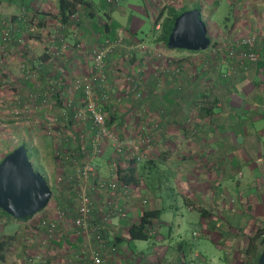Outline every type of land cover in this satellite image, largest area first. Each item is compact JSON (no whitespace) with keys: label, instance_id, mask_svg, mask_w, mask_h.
<instances>
[{"label":"crops","instance_id":"0c3cea01","mask_svg":"<svg viewBox=\"0 0 264 264\" xmlns=\"http://www.w3.org/2000/svg\"><path fill=\"white\" fill-rule=\"evenodd\" d=\"M151 1L154 4L150 6L156 13L159 12L156 5L159 9L175 6V9L179 10L183 5L195 2ZM92 6L81 8L77 13L79 23L64 30L65 43L77 42L76 38L70 35L75 29L79 31L77 39L82 41L88 50L107 40L115 39L120 35V31L124 30H134L135 35L133 41L125 37L126 45L137 40L136 28L143 19L126 15L118 6V1L112 5L102 0L103 17L96 16L95 7ZM0 9L5 11L0 14L1 17H15L26 9L30 14H34L39 22V30L27 42L25 53L21 48L20 52H17L13 46L12 56L0 64L4 73L16 71L18 74L17 64L20 67V63L26 61L30 65L36 64L32 69L39 73L44 84L48 75L56 74L55 77L64 73L66 81L80 72L91 71L90 60L84 55L73 56L72 64L67 63L71 55H65L62 65L56 64L44 53L48 44L53 43L56 49L62 45V42L53 39L58 24H53V21L57 22V4L54 0H20L18 3L9 1L3 7L0 5ZM232 10L235 15L233 19L239 20L234 23L227 20L223 26L225 35L234 36L235 33V40L240 36L245 38L246 34L255 36L252 50L258 54L257 63L245 62L242 66L235 59L228 57L229 48H234L237 52L247 50V46H237L235 40L215 43L214 39L213 43L217 45L214 47L221 46L220 49L217 48L221 53L216 55H211L209 49L192 54L186 51H166L168 57L178 63L177 73L174 68L162 73L164 61L153 59L156 64L151 63L149 66L143 53H132L131 63L134 65L131 71L137 78L142 79L143 98L141 101L125 100L124 103H129L130 107H127V113L115 115V124L135 111L134 106L147 113V129L155 140L154 147L146 159L154 162L152 175L149 172L153 182L142 183L139 188L129 184L134 199L130 203L128 217L112 221L105 232L107 234L104 235L107 243L116 247V251L108 252L105 264H210L216 259L200 251V241L207 240L216 241L223 252V256L217 260L223 264H241L244 260L248 237L255 229L242 230L232 224L234 217L239 219V211L233 207L229 190L234 185L230 182H234L237 177L234 186L238 189L240 208L247 211L252 200L264 205V0H235ZM146 11L151 15L148 9ZM115 13H118L124 22L133 25L124 28L116 16L114 17ZM150 21L152 22V18ZM15 23L13 33L22 35L25 28L20 23ZM28 55L32 56L29 60ZM120 58V50H115L106 58L105 74L111 84L116 82L117 75L113 71L119 67ZM17 81L14 80L12 85L16 86ZM30 92L39 93L40 90H35L32 86L21 88L22 103L26 100L24 95ZM115 95L118 93L115 92ZM15 122L18 125L22 123ZM132 129L134 133V125ZM64 149H71V145L64 144ZM86 154L84 159H89L90 156L87 152ZM106 156L107 153L93 161L97 175L109 178L107 160L103 163ZM63 157L59 163L52 154L54 179L50 180L48 174L44 178L52 196L41 215L52 213L55 207L70 204L64 184L56 182V176L59 174L76 176L70 163ZM82 160L78 157V164H81ZM100 161L106 167L105 172ZM91 181L92 179L89 182ZM164 190L172 191L187 212L183 214L181 221L177 222L175 229L172 223L165 221L161 222L162 227L158 229L161 212L159 220L154 222L156 235L148 240L152 243L146 247L136 246L134 242L137 241L129 239L128 228L138 220L140 213L145 209H165L160 207L164 195L161 191ZM145 199L147 204L143 205ZM94 200V208H99L106 202V197L99 194L94 196ZM196 207L202 208L204 212L196 210ZM166 209L170 213L177 210L173 205ZM92 215L94 216V212ZM28 220L18 221L0 212V243H6L0 252V264H75L84 243L76 229L70 225L58 228L56 239L44 250L36 247L39 237L34 246L29 247L26 244L27 233L24 232V225ZM192 222L195 224L191 227L193 240L186 234L187 226ZM59 253L61 254L58 255ZM56 254L57 258L53 260ZM80 264H91L87 255H82Z\"/></svg>","mask_w":264,"mask_h":264},{"label":"built area","instance_id":"2783aa9c","mask_svg":"<svg viewBox=\"0 0 264 264\" xmlns=\"http://www.w3.org/2000/svg\"><path fill=\"white\" fill-rule=\"evenodd\" d=\"M117 1L106 0L112 5ZM74 17L72 16V20ZM15 22L25 28L22 35L13 33ZM38 25V19L26 9L15 17L0 16V62H3L9 54H13V46L16 47L17 52H20L21 48L25 53L27 42L39 30ZM65 29L64 26L58 24L57 31L55 30L53 39L62 42L60 48L56 49L51 43L46 46L44 52L56 64L64 65L65 55L71 54L72 50L81 52L83 48L82 43L75 45L65 43L63 35ZM255 39L253 35L238 39L237 46H247V50L237 52L234 48H229L228 57L235 59L242 66L245 62L257 63L258 54L252 50ZM208 49L211 55L221 52L216 47L209 46ZM115 50L122 52L124 62H129L135 51H140L146 56L149 53V49L143 44L133 42L126 45L125 38L117 36L113 40H107L86 51L91 71L74 75L66 81L64 73H61L59 78L52 74L48 75L43 84L39 73L32 69V66L36 64L30 65L26 61L20 63L18 76L13 79V81L18 80L16 86L10 85L13 82L10 79L11 76H4L0 80L1 87L11 88L13 94L11 101L2 102L1 107L9 104L12 109L11 119L22 123L33 116L30 115L31 112L42 111L43 133L53 141L55 161L60 163L61 157L64 156L63 158L70 163L76 175L59 174L56 176V182L64 184V191L70 204L55 207L52 213L48 212L40 217H30L24 225V232L27 233L26 244L29 247L34 246L35 240L39 237L36 247L45 250L56 239L58 228L62 229L70 225L76 229L77 234L84 241L75 264H80L82 255H87L91 264H105L108 252L116 251L114 245L107 243L104 234L112 221L128 217L129 206L134 199L131 186L119 179V172L125 171L133 160L137 163L146 160L155 144L154 138L147 129V124H149L147 119H145L146 122L143 119L138 120L137 125L134 123L135 132L133 134H128L124 125L117 126L110 123V116L116 115L118 106L112 102L113 83H109L105 74V66L107 56ZM31 57L28 55L27 59ZM155 57L162 59L165 63L161 70L162 73L172 68L176 73L179 72L176 68L178 63L172 57H167L166 60L159 55ZM65 59L67 61L66 57ZM156 75L157 73L154 74ZM28 86L40 92L25 94L26 100L22 103L21 88ZM142 98L143 89L140 78L127 77L122 97L117 99V103L120 104L125 100L140 101ZM138 117L141 116L138 114ZM128 125L133 126V123L129 120ZM64 144H70L71 149L65 150ZM109 149L112 151L107 162L110 177L106 178L97 175L96 164L93 160L100 158ZM86 152L90 156L89 159H84ZM78 157L83 159L81 164H78ZM90 179H92L91 182H89ZM99 194L106 197V202L101 207L94 208V196ZM142 203L146 205L147 199ZM153 234V231L148 233V235ZM55 264L70 263L56 262Z\"/></svg>","mask_w":264,"mask_h":264},{"label":"rangeland","instance_id":"374dc122","mask_svg":"<svg viewBox=\"0 0 264 264\" xmlns=\"http://www.w3.org/2000/svg\"><path fill=\"white\" fill-rule=\"evenodd\" d=\"M9 1H13L15 3H18L20 0H0V5L3 7V5ZM89 1L92 2V4H93L92 7H95V10L97 13L96 16L99 15L100 17L101 16L103 17V13H102L103 9L101 6L102 0H89ZM200 1H202L201 12H202L203 20L206 24L207 31L212 36L213 40L216 39V43H218V42L221 43L223 40H224L223 42H225L226 40H231V41L233 40L234 41L236 39V37H235L236 34L233 33L234 36L225 35V28H223V26L226 23L225 21H227V20H225L226 17H228V19L230 21H233V23L236 20L237 21L239 20V19L234 20L233 18L235 17V15L233 14L234 16H232V12H231L232 8H233V2H235V0H195L194 3L187 4L186 7L193 9L196 5L195 3H199ZM54 3L57 4V0H54ZM153 4L154 3L151 0H118V6L121 7V9L125 12L126 15H128V16L130 15L133 18L137 17L139 19L144 20L143 21L144 23L142 22V23H139L137 25V28H136L137 40L135 42L143 44L144 46H146L149 49V53L147 56L145 54H142V55L146 56L147 61H148L147 63H149V66L151 65V63L153 65L156 64V62L153 61V59H156L158 61H162V59L156 58L155 57L156 55H159V57L162 56L166 60L168 55H169L166 51H169L172 53L177 52L176 50H167L163 46L155 44L153 42L154 38L157 36L158 31L160 29V25H159L158 28H157V26L155 27V30H154L155 32H153V33L150 32L153 29V22L155 20V16L158 15L154 11V9L151 8V6ZM156 7H157L156 9H158V11H159L160 9L158 8L157 5H156ZM229 8H230V10H229ZM146 9H148L149 13L151 12V15H149L147 13ZM191 9H189V10H191ZM3 12H5V11H1V9H0V14H4ZM115 16H116V19L120 22V24L124 26V28L126 26H132L133 25L132 23L127 24L126 22H124V19L120 15L118 16V13H115L114 17ZM149 16H150V18H149ZM151 18H152V22L150 21ZM73 21L75 24L79 23V18H78L77 14L73 18ZM53 24L56 25L57 22L53 21ZM135 25L136 24H134V26ZM78 32L79 31H77V29H75V32H73V31L70 32V35L72 37L76 36L77 42H69V43L67 42L69 45H75L77 43H82V41L77 39ZM247 35L248 34H246V36ZM119 36H122L124 38L129 37V39H131L133 41V39L135 37L134 30L120 31ZM230 37H235V38L232 39ZM243 37L240 36V37H238V39L243 38ZM237 40H235V41H237ZM86 47L87 46H85V44H83V48H82L81 52L76 51V50H74V52H73V50L70 51L71 56H70V58H68L67 63L72 64L71 59L73 58V56L78 55V54H80V56L84 55V57L88 58V56L86 55V51H88V49H86ZM220 47L218 46L217 48L220 49ZM88 48H90V47H88ZM138 52H140V51H138ZM199 53H201V52H199ZM11 56L12 55L9 54V56L6 59H8ZM118 60L120 61L118 64L119 67L113 71V73L117 75V78H116V82H113V95L111 98H112L113 104H116L118 106L116 114H121L122 112H126L128 110L127 107H130L129 103H127V102L124 103V101H121L120 104L117 103V99L122 97V94L124 91L125 79L129 76H137V75L132 74V71H131L133 69V65H134L133 63H131L132 58L129 60V62H124L123 56H122V58H120ZM1 63H3V62H0V64ZM149 66H147V68H149ZM17 69L19 70L18 64H17ZM147 72H149V69H147ZM81 73L82 72H80L78 75H80ZM7 75L11 76L10 79H12V81L14 79L13 75L15 77L18 76L16 71L13 73H4L2 66L0 65V80L4 76H7ZM140 81L142 82L141 78H140ZM11 84H13V82H11L10 85ZM115 85H116V87H115ZM142 89H143V87H142ZM115 92H117L118 95H115ZM12 96H13V94H12L11 88H9V87L2 88L0 85V161L4 157L5 153H7L8 151H10L12 149L17 148L22 143H26L30 147V150H28V154H29L31 163L33 165V169L36 172H38L39 174H41L44 178H45L46 174H48L49 179L53 180L54 179V173H53V165L51 162L53 160L51 159V157L53 154L54 144H53V141L43 133L44 127L42 125V123H43L42 111L38 110L37 112H31L30 115H33V116L29 117L27 119V121L25 120L23 123H21V125H18L15 122L16 120L11 119L12 109H11L10 105L7 104L6 107H1V105H3L2 102L6 103L7 101H11ZM130 101L131 100H129V102ZM133 110H135V111H132L131 114H128L124 117L122 116L123 117V120L121 121L122 126L124 125L127 128L128 134H133V129H132L133 126L128 125L129 120L134 125V123H137L138 120L141 121L143 119L145 121V119L148 118L147 113L143 109H140L138 107L135 108V106H134ZM138 114L141 117H138ZM121 122H119V123H121ZM119 123H117L116 125L119 126ZM113 124H115V122ZM111 152H112L111 149H109L106 152L107 156H106V159L103 160V163H106V160L108 162V160H109L108 158H109ZM103 163H102V161H100L102 170H103V172H105L106 167ZM236 182H237V177H235L234 182L231 181L230 183H234V185H235ZM234 185L231 186L232 188L229 190V198H231V200H233L232 201L233 207H236L237 211H239V213H238L239 219L237 220V218L234 217L232 224L236 228L241 227L242 230L246 229V230H250V231L253 229L259 228V227H264V205H262L257 200H254V201L252 200L251 201L252 204L247 209V211H243L242 208H240V206L238 205V203H239V199L237 197L238 196V189ZM161 192H163L164 195H163L162 201L160 202V207L165 208V209L162 211V216L160 217V222L158 221V224H159L158 229L160 228L161 222H163V221H165L166 223H169V224L172 223L173 227L175 229L177 222L181 221L183 214H185V212H187L186 208L181 204L180 200H178V198L175 197V195L173 194L172 191L164 190ZM150 196L153 197V195H150ZM169 205L175 206V208H177V210L170 213L169 211H167L168 209H166ZM173 213H174V215H173ZM34 216L40 217L41 214L39 212V213L35 214ZM194 225L195 224L192 222V223L188 224V226H187V230H186L187 233L186 234H187L188 238H191V227H193ZM231 228H232V226H231ZM233 231H234V229L232 228V232ZM191 240H193V239L191 238ZM134 243L136 246L146 247V246L150 245L152 243V241H147V242L137 241ZM200 251L202 253H205L208 256L216 259L215 261H213L210 264H223L222 262L217 260L219 257L223 256V252L217 246L216 241H212V240H207V241H202V242L200 241ZM60 254L61 253H59L58 255H60ZM55 257L57 258V254H56V256H54L53 260H55Z\"/></svg>","mask_w":264,"mask_h":264},{"label":"water","instance_id":"95a60500","mask_svg":"<svg viewBox=\"0 0 264 264\" xmlns=\"http://www.w3.org/2000/svg\"><path fill=\"white\" fill-rule=\"evenodd\" d=\"M210 46L205 22L196 8L182 12L167 39L169 50L204 52ZM52 192L44 177L33 169L28 150L21 144L0 161V210L16 220L41 212ZM256 264H264V247Z\"/></svg>","mask_w":264,"mask_h":264},{"label":"trees","instance_id":"16d2710c","mask_svg":"<svg viewBox=\"0 0 264 264\" xmlns=\"http://www.w3.org/2000/svg\"><path fill=\"white\" fill-rule=\"evenodd\" d=\"M201 3L202 1H200L199 3H195L196 5L194 8L200 11V16H201V19L203 20V16L201 12L202 10ZM91 4L92 3L89 0H57V12L55 15V19L60 26H64V28H69V26H71L74 23V21L72 20V16H75L80 11L81 8H91L92 6ZM189 9L191 8H187L185 5H183L179 10H176L175 6H172L171 8L168 7V9L167 8L160 9L159 12H157L158 15L155 16V20L153 22V29L151 30L152 33L155 32L154 31L155 27L157 25H160L158 34L154 38L153 42L169 50L167 48V39L172 30L173 23L175 19L182 12H185ZM225 20H229L228 17H226ZM230 35L231 34H229V36ZM208 37L210 39V46H213V47L217 46L216 44L213 43V38L209 32H208ZM176 51L183 52L185 50H176ZM187 52L199 53V52H190V51H187ZM59 76L60 75H57L55 77L58 78ZM115 118H116L115 116H110V121H111L110 123H114ZM121 126H122V122H121ZM22 145L27 150H30V147L26 143H22ZM13 150L14 149L8 151L7 153L4 154V156L12 152ZM153 164H154L153 161L144 160L142 161V163L141 162L137 163L135 162V160H133L125 171L119 172V179L123 181L124 183L131 184L138 188L142 186V183L147 184V182H150V181H151L150 183H152L153 179L149 177L150 176L149 172L152 175V171L154 170ZM154 174H155V171H154ZM196 210L200 212H204L203 209L199 207H196ZM0 212L4 214L5 216H7L8 218H12L9 215H7L5 212H3L2 210H0ZM161 212H162L161 209L159 210L145 209L142 213H140L138 220L134 222L128 228L129 239L131 241H148V240H151L153 237H155L156 228L154 227L155 226L154 222L159 220V216L161 215ZM29 218L30 217L24 220H18V221H25V220H28ZM150 231H153L154 234L148 235ZM5 244H6L5 241L0 243V252L2 251ZM263 247H264V227H261V228L255 229L252 232V234H250V236L248 237V241H247L245 253H244L245 258L244 260H242L241 264H256V260L260 253L259 251H261Z\"/></svg>","mask_w":264,"mask_h":264}]
</instances>
